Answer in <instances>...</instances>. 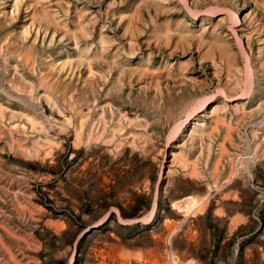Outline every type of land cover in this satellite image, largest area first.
Listing matches in <instances>:
<instances>
[{
	"label": "rangeland",
	"instance_id": "1",
	"mask_svg": "<svg viewBox=\"0 0 264 264\" xmlns=\"http://www.w3.org/2000/svg\"><path fill=\"white\" fill-rule=\"evenodd\" d=\"M0 51V264H264V0H0Z\"/></svg>",
	"mask_w": 264,
	"mask_h": 264
},
{
	"label": "bare ground",
	"instance_id": "2",
	"mask_svg": "<svg viewBox=\"0 0 264 264\" xmlns=\"http://www.w3.org/2000/svg\"><path fill=\"white\" fill-rule=\"evenodd\" d=\"M226 16H227V15H226ZM233 24H234V23H233ZM233 34H234V33H233ZM40 35H41V34H40ZM50 35H51V34H50ZM44 36H45V35H44ZM1 50H2V49H1ZM0 52H1V51H0ZM32 59H33V58H32ZM202 102H203V101H202ZM77 136H79V135H76V137H77ZM73 140H74V139H73ZM196 171H197V170H195V168L192 169L193 174L196 173ZM190 173H191V171H190ZM191 174H192V173H191ZM195 175H196V174H195ZM231 186H232V185H231ZM182 206H183V205H182ZM195 208H196V207H195ZM237 215H238V214H237ZM126 253H127V252H126ZM147 258H149V257H147ZM154 259H155V258H154ZM151 260H152V259H151ZM151 263H152V262H151Z\"/></svg>",
	"mask_w": 264,
	"mask_h": 264
}]
</instances>
